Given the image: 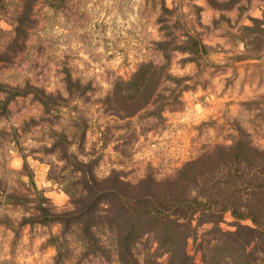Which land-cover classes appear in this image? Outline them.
Returning <instances> with one entry per match:
<instances>
[{
    "label": "rangeland",
    "instance_id": "374dc122",
    "mask_svg": "<svg viewBox=\"0 0 264 264\" xmlns=\"http://www.w3.org/2000/svg\"><path fill=\"white\" fill-rule=\"evenodd\" d=\"M248 149L264 0H0V264H264Z\"/></svg>",
    "mask_w": 264,
    "mask_h": 264
},
{
    "label": "trees",
    "instance_id": "16d2710c",
    "mask_svg": "<svg viewBox=\"0 0 264 264\" xmlns=\"http://www.w3.org/2000/svg\"><path fill=\"white\" fill-rule=\"evenodd\" d=\"M248 152H253L258 157L264 156V149L262 150L248 149ZM256 170L258 174H254L255 176L252 174L251 178L254 181L253 182L251 181L249 184H253L255 188H258L259 191L262 193L261 196L253 204H249V206L245 209L244 208L242 209L237 204H235V200H230V202L228 204H225L223 208L231 209L232 214L235 215L237 218H249L255 226L254 228L251 227L249 229L251 231L258 232L264 237V161L260 166H258ZM94 184H96V182H93V186ZM85 187L87 190L92 191V184L90 185L87 184ZM96 202L97 201L94 198L91 199L82 195L79 198L73 200V203L75 205L74 210L73 211L69 210L64 212V214H62L57 218V221L62 222L63 219L65 218V221L72 220L73 223L76 222L81 225H85L86 223H88L85 221L89 219L90 222L105 221L108 222V224H113L114 222L112 221L111 217L106 218L105 216L103 217L101 215H95V214L93 215V212L95 210V205H97ZM42 211L43 213L45 212L44 209H42ZM100 211L106 212L108 211V209L102 206L100 208ZM123 212L125 214L128 213L126 207L123 209ZM144 217L160 222L164 220L151 215H147ZM170 222L175 223L176 225H180L179 222L177 221L174 222L170 221ZM129 234L130 233H128L125 238H119V239L116 238L118 243L120 244V242L122 243L125 242L127 239H130V237H128ZM179 235L181 238L183 237L185 238L184 233H181Z\"/></svg>",
    "mask_w": 264,
    "mask_h": 264
}]
</instances>
